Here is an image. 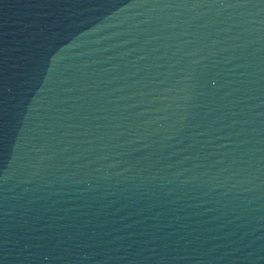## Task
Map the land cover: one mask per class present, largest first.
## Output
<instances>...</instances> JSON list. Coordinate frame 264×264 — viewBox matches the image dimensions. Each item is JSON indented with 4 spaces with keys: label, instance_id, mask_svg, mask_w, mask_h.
<instances>
[{
    "label": "water",
    "instance_id": "obj_1",
    "mask_svg": "<svg viewBox=\"0 0 264 264\" xmlns=\"http://www.w3.org/2000/svg\"><path fill=\"white\" fill-rule=\"evenodd\" d=\"M0 264H264V0H0Z\"/></svg>",
    "mask_w": 264,
    "mask_h": 264
}]
</instances>
